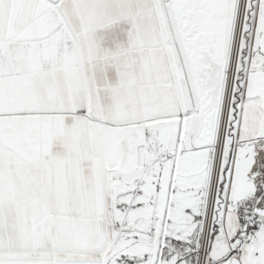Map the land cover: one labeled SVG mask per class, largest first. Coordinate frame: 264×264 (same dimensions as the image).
I'll return each mask as SVG.
<instances>
[{"label":"snow or ice","instance_id":"obj_1","mask_svg":"<svg viewBox=\"0 0 264 264\" xmlns=\"http://www.w3.org/2000/svg\"><path fill=\"white\" fill-rule=\"evenodd\" d=\"M0 264H264V0H0Z\"/></svg>","mask_w":264,"mask_h":264}]
</instances>
